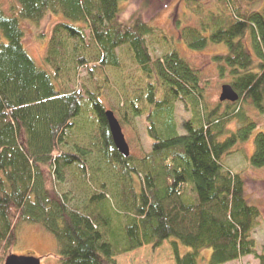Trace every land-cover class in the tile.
Here are the masks:
<instances>
[{"label":"trees","instance_id":"16d2710c","mask_svg":"<svg viewBox=\"0 0 264 264\" xmlns=\"http://www.w3.org/2000/svg\"><path fill=\"white\" fill-rule=\"evenodd\" d=\"M16 1L9 14L0 0V264L25 223L55 237L59 264H117L121 254L165 241L176 264H227L249 255L264 264V243L253 235L261 208L248 198L246 172L223 162L256 122L242 113L201 114L198 71L173 46L154 59L147 38L156 30L141 9L123 18L127 0ZM218 1L222 9L207 24L180 35L195 50L225 45L227 52L215 56L219 70L229 71L238 100L262 113L264 0ZM48 14L64 19L52 28L41 66L24 44L22 22ZM124 56L146 82L130 100L152 141L142 157L119 153L101 99L109 83L104 71L124 70ZM84 69L97 93L67 92L64 77ZM176 102L194 111L181 125ZM234 118L245 125L222 140ZM249 161L264 167L263 131ZM66 171L87 187L84 199L58 190Z\"/></svg>","mask_w":264,"mask_h":264},{"label":"rangeland","instance_id":"374dc122","mask_svg":"<svg viewBox=\"0 0 264 264\" xmlns=\"http://www.w3.org/2000/svg\"><path fill=\"white\" fill-rule=\"evenodd\" d=\"M1 1L7 13L16 12L18 6L16 0ZM122 7L124 19L128 20L134 11L141 9L145 20L155 28V36L147 38L154 59L162 58L165 52L173 46L198 71L201 114L216 111L217 115L222 117L228 113L235 115L242 113L243 116L248 115L252 121L256 122L257 128L251 136L226 154L223 162L226 168L232 171L243 169L246 172L248 198L262 211L253 235L259 242L264 243V167L254 168L249 161L254 152L255 135L260 131L264 132V112H258L249 102L238 100L237 102H230L231 104L228 105V101L220 100L223 85L230 84L231 81L229 71L226 70L222 74L218 63L215 61L217 54L227 52L225 45L210 44L203 50H195L190 48L180 35V31L186 26L202 27V24H207L210 21L211 12H220L222 4L218 0H127L123 2ZM63 19L62 15L48 14L39 23L28 20L22 22L25 30L24 44L30 55L41 66L52 28ZM88 52L90 56L94 54L92 46ZM124 59L126 60L124 70L108 67L104 71L103 75L108 76L109 83L103 84L101 99L107 109L114 111L120 122L125 118L124 123L121 122L120 124L130 145L131 153L134 156L142 157L145 152L150 151L152 141L146 132L145 115L136 117L134 115L135 109L130 100L139 95L146 82L129 59L125 56ZM92 66H94V61L91 62ZM95 71L97 74L103 73V71L99 72L100 69L97 67H95ZM64 88L67 92L80 89L97 93L87 69H84L80 75L70 74L69 77H64ZM138 104L139 107H143V101ZM193 114L194 111L190 103L176 102V119L179 125L190 119ZM244 125L245 122L241 118L230 120L226 124L227 131L221 139L225 140L230 133L237 131ZM65 173L67 178L64 183L58 184V190L78 199H84L87 195L85 190L87 187L81 184L70 171ZM12 253L35 255L41 259L42 264H59L60 259L55 237L41 226L29 223L21 225L19 242ZM209 254L206 252L207 257ZM116 262L117 264H176L168 241H165L160 247L145 245L132 252L121 254L116 257ZM258 263L254 255H249L227 264Z\"/></svg>","mask_w":264,"mask_h":264},{"label":"water","instance_id":"95a60500","mask_svg":"<svg viewBox=\"0 0 264 264\" xmlns=\"http://www.w3.org/2000/svg\"><path fill=\"white\" fill-rule=\"evenodd\" d=\"M239 98L238 93L232 88L230 84H225L222 87V93L220 95L221 101L235 102ZM106 117L108 120L111 135L119 153L125 157L131 156L130 145L126 140L120 121L116 117L113 110L106 111ZM4 264H42L39 257L32 254H10Z\"/></svg>","mask_w":264,"mask_h":264}]
</instances>
